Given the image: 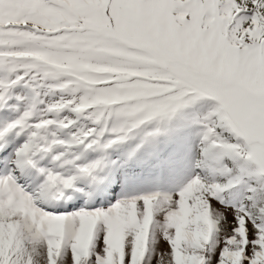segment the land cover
I'll use <instances>...</instances> for the list:
<instances>
[{"label": "snow or ice", "instance_id": "snow-or-ice-1", "mask_svg": "<svg viewBox=\"0 0 264 264\" xmlns=\"http://www.w3.org/2000/svg\"><path fill=\"white\" fill-rule=\"evenodd\" d=\"M0 264H264V0H0Z\"/></svg>", "mask_w": 264, "mask_h": 264}, {"label": "rangeland", "instance_id": "rangeland-1", "mask_svg": "<svg viewBox=\"0 0 264 264\" xmlns=\"http://www.w3.org/2000/svg\"><path fill=\"white\" fill-rule=\"evenodd\" d=\"M212 103H214V102H212V101H210V100H204V101H202L201 102V104H202V106L204 107V108H207L210 104H212Z\"/></svg>", "mask_w": 264, "mask_h": 264}]
</instances>
